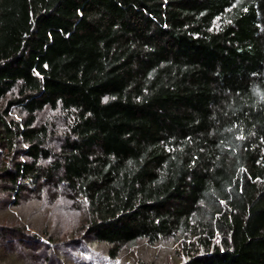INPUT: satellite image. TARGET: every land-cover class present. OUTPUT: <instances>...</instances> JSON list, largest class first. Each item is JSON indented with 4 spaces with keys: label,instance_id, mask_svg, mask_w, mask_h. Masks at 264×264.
<instances>
[{
    "label": "trees",
    "instance_id": "1",
    "mask_svg": "<svg viewBox=\"0 0 264 264\" xmlns=\"http://www.w3.org/2000/svg\"><path fill=\"white\" fill-rule=\"evenodd\" d=\"M0 149L15 203L58 181L111 257L181 237L182 264H264V0H0Z\"/></svg>",
    "mask_w": 264,
    "mask_h": 264
},
{
    "label": "rangeland",
    "instance_id": "2",
    "mask_svg": "<svg viewBox=\"0 0 264 264\" xmlns=\"http://www.w3.org/2000/svg\"><path fill=\"white\" fill-rule=\"evenodd\" d=\"M9 113L18 119L26 117L15 108ZM67 123L59 110L46 107L35 114L34 124L48 128L53 158L67 133ZM9 158L0 149V170L10 165ZM9 192L0 178V264H182L188 256L184 242L195 241L181 237L156 244L138 241L111 257L112 247L87 233L85 203L66 186L41 182L23 190L17 203Z\"/></svg>",
    "mask_w": 264,
    "mask_h": 264
},
{
    "label": "snow or ice",
    "instance_id": "3",
    "mask_svg": "<svg viewBox=\"0 0 264 264\" xmlns=\"http://www.w3.org/2000/svg\"><path fill=\"white\" fill-rule=\"evenodd\" d=\"M219 242V241H218Z\"/></svg>",
    "mask_w": 264,
    "mask_h": 264
}]
</instances>
